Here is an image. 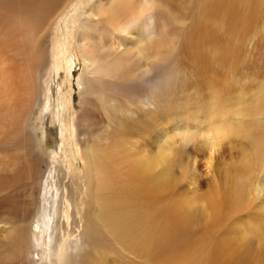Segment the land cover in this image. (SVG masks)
I'll list each match as a JSON object with an SVG mask.
<instances>
[{
  "label": "bare ground",
  "instance_id": "6f19581e",
  "mask_svg": "<svg viewBox=\"0 0 264 264\" xmlns=\"http://www.w3.org/2000/svg\"><path fill=\"white\" fill-rule=\"evenodd\" d=\"M248 1L0 0V264H34L33 221L49 228L48 264H109L110 254L140 264H254L251 252L239 254L216 235V228L248 196L259 195L260 186H250L245 171L228 175L222 185L215 182L201 224L168 198L172 157L165 140H159L164 129L146 133L144 141L133 139L138 124L153 128L158 114L172 111L173 74L181 81L187 65L196 70L203 48L214 45V28L228 29L233 18L240 23ZM70 9V29H65L70 35L63 34L57 49L51 34ZM70 40L83 65L76 145L88 191L82 200L90 205L82 215L74 164L69 168L59 155L44 156L36 126L47 109L44 85L51 62L58 63L61 47L63 57L70 54ZM61 68L56 65L57 75L66 77ZM128 87L151 122L121 116L117 97ZM220 118L211 125L216 135L230 136L242 126ZM68 134L62 132L61 148ZM245 161L243 168L249 166ZM77 231L81 240L71 247L68 241ZM255 232L263 238V231ZM245 236L243 231L237 241Z\"/></svg>",
  "mask_w": 264,
  "mask_h": 264
},
{
  "label": "rangeland",
  "instance_id": "374dc122",
  "mask_svg": "<svg viewBox=\"0 0 264 264\" xmlns=\"http://www.w3.org/2000/svg\"><path fill=\"white\" fill-rule=\"evenodd\" d=\"M238 8L241 12L242 4H239ZM73 9L69 10L67 14L69 17L65 18L64 16V19H61L62 21L57 24L51 34V44L56 45L57 49H60V44L65 40L63 34L70 35L69 30L68 34L65 31L70 29L69 18L74 12ZM244 14V18L240 23L238 22L239 24L236 22V18H233L234 24L230 26L232 29L229 27L228 30L225 25H218L214 28L213 38L211 37L214 47L203 48L201 61H199L196 70L186 64L187 69L181 77V81L177 75L173 74L174 79L169 81L170 86L173 87L172 90L170 89L169 97L173 105L168 106L172 111L168 114L165 113V116L158 114L155 128H149L145 123L138 124L133 131V139L144 141L146 133L163 132L164 129V136L161 135L159 140L162 138L165 140L164 146L171 151L172 157L167 168V172L171 176L169 187L172 190H170L172 194L168 191V198L171 199L176 209L185 211L187 216L200 218L198 221L201 224L207 216L208 196H212L215 182H220L219 184L222 185L228 175L234 177L240 174V171H245L247 176L245 178H248L249 185L258 184L262 191L256 196L249 194L248 202L245 205L229 211L227 217L216 228V235L221 237L227 245H231L239 254L251 252L254 264H264V236L262 239L255 236L257 230L263 231L264 234V99H262L264 96L261 95L264 92V0L248 1L244 7ZM63 25L65 28L62 27ZM69 45H71L69 47L70 54H66L68 58H66L67 56L63 57L65 50L61 47L63 50L59 51L63 54L62 57L57 60L58 63L53 60L51 62V67H54L49 70L52 73L49 76V84L44 85V92H48L47 109L46 111L43 109V116L37 120L36 126H38L37 136L41 139V144L44 147V152L43 149L38 148L39 151L43 152L42 154L45 153L44 156L59 155L60 161L63 158L67 166H70V163L74 164L75 174L81 180V193L78 202L82 215L90 205V201L86 205L82 200V197H84L83 199L87 197L88 191H86L87 184L81 175L85 168L82 167L83 163L76 145V125L79 123L77 119L82 110L79 97L81 90L79 78L83 65L73 40ZM57 64L60 65V70L62 66L65 67L66 71L64 69L63 71L66 72V77L59 73L57 75ZM167 67L169 68L170 65ZM137 85L144 87L141 82ZM59 86L62 89H59ZM49 87L52 88H50L51 95ZM130 89L129 87L128 91L124 89L127 95L118 94L121 116L131 117L132 120L142 117L144 122H151V115L147 116V113L142 109V104L132 98ZM258 98H261L262 101ZM175 99H177V103ZM216 103L219 105L215 106ZM162 104L167 106L166 103ZM51 105L47 115V110ZM135 114L138 117H134ZM218 117H221V121L242 123V126L238 127L239 130H235L236 132L234 131L230 136L216 135L212 122ZM66 131L72 138L70 137V140L66 142L65 148H61L60 143L64 136L62 132ZM246 159L250 161L249 166L243 168V163L247 164ZM57 165L58 163L55 164V166ZM74 214L76 216L75 211ZM248 224H252V226L249 228ZM82 227L84 228L85 224ZM47 228L40 227L36 221L31 224L30 229L35 236L34 248H36L31 252L34 264H48V250L51 243L49 242L50 231ZM243 231L246 236L242 242H238ZM79 238L80 233L77 231L74 238L68 241L69 245L72 247V241H80L81 238ZM106 263L140 264L136 260L111 254L107 256Z\"/></svg>",
  "mask_w": 264,
  "mask_h": 264
}]
</instances>
